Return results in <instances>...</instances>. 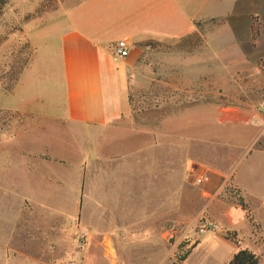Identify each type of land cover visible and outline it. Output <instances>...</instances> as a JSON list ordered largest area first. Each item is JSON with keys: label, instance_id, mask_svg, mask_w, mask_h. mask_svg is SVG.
Here are the masks:
<instances>
[{"label": "rangeland", "instance_id": "rangeland-1", "mask_svg": "<svg viewBox=\"0 0 264 264\" xmlns=\"http://www.w3.org/2000/svg\"><path fill=\"white\" fill-rule=\"evenodd\" d=\"M82 1L9 0L0 13V76L7 77L18 60L26 61L23 72L30 66L34 50L26 30L49 23ZM215 1L199 0V20L195 21L199 31L194 28L183 38L147 45L140 71L127 90L132 117L123 127L149 130L156 144L171 146V215L166 224L171 235H167L165 246L118 241L117 250L94 248L88 255L91 264H101L93 259L98 257L112 259L115 264H175L194 244L182 264H227L239 250L250 251L264 264V159L243 163L257 143L264 149V126L252 148H241L242 136L248 130L236 125L243 126V120L240 124L241 119L224 115L239 110L264 115V110L258 112L264 109V7L245 8L244 0H240L229 13L228 1ZM1 77L0 264H21L24 236L36 242L41 234L35 230L50 225L51 218H41L42 207L20 199L17 188L8 182L12 176L18 179L15 160L22 146L21 136L29 132V122L5 106L20 80L7 93ZM241 162L243 185L252 198L243 197L230 176L219 177L209 187L212 179L208 169L228 173ZM77 172L69 167L61 169L62 190H68V181ZM205 176L208 181L197 184L196 180ZM239 197L245 208L238 205ZM127 201L128 208L132 207L133 200ZM70 203L61 202L66 215L54 223L60 229L57 235L64 247L60 254L63 259L79 256L87 245L79 246L78 234L84 226L77 212L69 216ZM109 204L110 217L95 220V224L110 229L116 238L123 220L118 202L110 199ZM205 221L216 229L201 235L199 226ZM23 229L33 232L23 233ZM34 251L33 256L41 255L40 250Z\"/></svg>", "mask_w": 264, "mask_h": 264}, {"label": "crops", "instance_id": "crops-1", "mask_svg": "<svg viewBox=\"0 0 264 264\" xmlns=\"http://www.w3.org/2000/svg\"><path fill=\"white\" fill-rule=\"evenodd\" d=\"M227 1L230 13L240 0ZM244 3L245 8L264 7L262 0ZM198 20L199 0H84L49 23L26 30L33 59L5 106L27 119L24 129L29 132L21 136L15 160L18 179L12 176L8 182L20 199L41 206L40 217L51 218V223L35 230L41 234L36 242L24 236L21 264H91L88 255L94 248L117 250L118 241L165 244L171 235L166 225L171 215V146L156 144L149 130L123 127L132 117L127 90L149 43L183 38ZM121 41L129 50L126 58L113 53ZM224 115L241 119L240 124L243 120V126L236 127L248 131L238 146L252 148L264 115L240 110ZM256 158L264 159V151L252 150L243 163ZM243 163L228 173L208 169L209 187L219 177L230 176L242 196L252 198L243 185ZM66 167L79 172L68 181V190H62L61 169ZM110 199L118 202L123 220L116 238L110 229L95 224L110 217ZM64 200L71 202L69 216L77 212L89 232L82 254L68 259L60 257L64 247L54 224L65 214ZM127 200H133L132 207ZM36 249L41 255L33 256ZM93 259L115 264L112 259Z\"/></svg>", "mask_w": 264, "mask_h": 264}, {"label": "trees", "instance_id": "trees-1", "mask_svg": "<svg viewBox=\"0 0 264 264\" xmlns=\"http://www.w3.org/2000/svg\"><path fill=\"white\" fill-rule=\"evenodd\" d=\"M9 0H0V13L3 11L4 7L7 5ZM193 26L196 31H199V23L194 22ZM255 35L258 34L257 30L253 28ZM26 61L18 60L11 67L10 72L7 73V77H1L3 80L1 84L3 85V90L7 93L11 92L15 85L20 80L23 70L25 69ZM255 150H264L261 147V143L255 145ZM229 194H232V189H229ZM237 203L239 206L244 207L243 199L241 197L237 198ZM196 247V244L192 245L183 255L179 256L175 264H182L188 256L191 254L192 250ZM227 264H260V257L254 255L248 250H239L236 254L232 256Z\"/></svg>", "mask_w": 264, "mask_h": 264}, {"label": "built area", "instance_id": "built-area-1", "mask_svg": "<svg viewBox=\"0 0 264 264\" xmlns=\"http://www.w3.org/2000/svg\"><path fill=\"white\" fill-rule=\"evenodd\" d=\"M113 53L115 56L119 57V58H126L129 55V50L127 47L126 42H118L117 45L114 47L113 49ZM263 108L258 109L259 113H263ZM263 135H264V131H263ZM208 181V178L205 176L203 178H198L196 180L197 184H202L204 182ZM215 227L212 223L205 221L203 224H201L199 226V233L201 235H204L206 233H211L215 231ZM89 236V232L86 228H81L79 234H78V242H79V246L81 248H83L86 245V241L87 238Z\"/></svg>", "mask_w": 264, "mask_h": 264}, {"label": "bare ground", "instance_id": "bare-ground-1", "mask_svg": "<svg viewBox=\"0 0 264 264\" xmlns=\"http://www.w3.org/2000/svg\"><path fill=\"white\" fill-rule=\"evenodd\" d=\"M227 118H229L231 121L233 120V118H231V117H227ZM236 120V119H235ZM235 120H233V121H235Z\"/></svg>", "mask_w": 264, "mask_h": 264}]
</instances>
